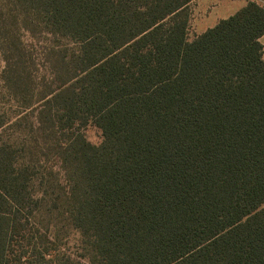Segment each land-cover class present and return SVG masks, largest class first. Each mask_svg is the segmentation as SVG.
<instances>
[{
	"label": "trees",
	"instance_id": "16d2710c",
	"mask_svg": "<svg viewBox=\"0 0 264 264\" xmlns=\"http://www.w3.org/2000/svg\"><path fill=\"white\" fill-rule=\"evenodd\" d=\"M191 1L0 0V264H264V8Z\"/></svg>",
	"mask_w": 264,
	"mask_h": 264
},
{
	"label": "rangeland",
	"instance_id": "374dc122",
	"mask_svg": "<svg viewBox=\"0 0 264 264\" xmlns=\"http://www.w3.org/2000/svg\"><path fill=\"white\" fill-rule=\"evenodd\" d=\"M257 1L262 7H264V0H254ZM215 0H193L189 3L186 13L188 15V29H187V40L192 41L197 35L195 33L198 30V25L208 18V13L214 7ZM203 21L202 24H204ZM23 42L31 46L30 48L33 50L34 61L37 67L42 72V66L44 64L42 56L38 54V43L36 40H32L28 35L23 36ZM262 42V51L264 50V37L261 39ZM3 63L0 59V74L3 69ZM36 67V68H37ZM42 74V73H41ZM13 103L4 95V92L1 88L0 81V112L4 109V111H12L15 110ZM81 133L83 134L85 140L95 146H98L102 142L101 131L91 122L87 123L82 129ZM61 244H63V248L65 251L72 256L78 254L80 251L78 250V236L77 234L70 232L66 235V237L62 238Z\"/></svg>",
	"mask_w": 264,
	"mask_h": 264
},
{
	"label": "crops",
	"instance_id": "0c3cea01",
	"mask_svg": "<svg viewBox=\"0 0 264 264\" xmlns=\"http://www.w3.org/2000/svg\"><path fill=\"white\" fill-rule=\"evenodd\" d=\"M193 1V0H192ZM216 4L210 12L208 13V18H206L198 25V30L195 31L196 35H200L205 32L207 29L214 27L220 20L228 19L233 16L237 11L243 8L248 2H254L260 5L257 1L254 0H215ZM262 6V5H260ZM264 8V7H263ZM259 39L260 44L262 45L261 39ZM263 49V47H262ZM262 59L264 61V50L262 51Z\"/></svg>",
	"mask_w": 264,
	"mask_h": 264
}]
</instances>
